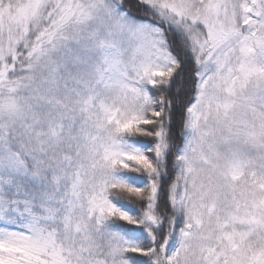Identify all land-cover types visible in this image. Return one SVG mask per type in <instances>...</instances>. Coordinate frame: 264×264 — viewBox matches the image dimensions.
Here are the masks:
<instances>
[{"label":"snow or ice","instance_id":"6c2138e0","mask_svg":"<svg viewBox=\"0 0 264 264\" xmlns=\"http://www.w3.org/2000/svg\"><path fill=\"white\" fill-rule=\"evenodd\" d=\"M0 264H264V0H0Z\"/></svg>","mask_w":264,"mask_h":264}]
</instances>
